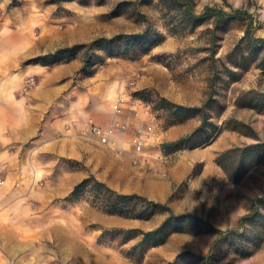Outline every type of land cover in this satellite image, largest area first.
<instances>
[{
  "label": "rangeland",
  "instance_id": "1",
  "mask_svg": "<svg viewBox=\"0 0 264 264\" xmlns=\"http://www.w3.org/2000/svg\"><path fill=\"white\" fill-rule=\"evenodd\" d=\"M193 1L197 11L216 4L226 10L241 7L251 17L227 23L208 19L190 26L180 16L182 8L177 10L165 0H7L0 2V16L16 12L20 26L31 35L70 32L67 42L59 47L146 27L157 30L156 44L134 58L109 55L106 45L95 44L89 49L93 57L85 69L83 50L45 64L44 73L69 59H78L80 67L69 81L70 97L80 96L84 107L89 108L84 112L86 118L93 117L100 127H106L112 119L109 106L116 96L121 94L129 100V104H123L121 115L128 127L112 145L98 143L90 126L66 132L68 123L55 125L52 139L64 142L68 140L66 134L75 135L96 153L91 151L89 164L56 156L46 166L51 173L57 172V182L66 171H79L84 176L93 173L118 191L167 202L176 213L191 212L217 228L234 232H197L184 224L162 243L145 247L138 257L130 252H135L132 246L140 235L127 238L119 229L154 227L166 213L157 212L149 218L109 213L91 190L84 189L76 198L58 199L51 209L40 210V217L25 220L24 248L20 242V254L11 264H264V210L243 225L238 222L251 198L264 188V157L237 182H230L212 161L206 162L207 156H216L234 145H264V53L248 48L242 38L249 20L255 34L264 36V0ZM29 77L32 83L23 89L25 92L37 83L36 74H28L23 84ZM161 97L200 106L199 111L187 116L197 124L204 118V127L186 145L203 138L210 141L198 153L202 158L199 161L195 150L185 146L179 151L181 157L194 159L187 180H171L167 193L151 194L134 185L137 181L140 187L149 186L157 192L162 189L158 180L169 178L167 166L174 158L157 155L158 144L166 138L165 129L181 117L180 112L160 108ZM62 101L68 100H57ZM143 104L150 114L142 118L152 125V131L146 134L142 148L151 155L142 159L131 156L124 144L131 141L139 120L134 107ZM50 160L45 157V162ZM196 174H202L200 181L195 180ZM146 205L141 200L136 208L146 211Z\"/></svg>",
  "mask_w": 264,
  "mask_h": 264
},
{
  "label": "crops",
  "instance_id": "2",
  "mask_svg": "<svg viewBox=\"0 0 264 264\" xmlns=\"http://www.w3.org/2000/svg\"><path fill=\"white\" fill-rule=\"evenodd\" d=\"M6 1L0 0L1 3ZM20 19L14 11L0 16V264H11L13 258H18L20 242L24 248L22 228L25 220L40 217V210L51 209L58 199H65L72 187L85 175L79 171H66L57 182V172L51 173L46 166L54 160L52 158L64 156L89 164L91 151L96 153L94 149L91 150L88 142L75 135L66 134L68 140L64 142L52 139L55 136V125L60 123H68L69 129H65L66 132H73L77 127L83 130L89 127L86 121L89 117L86 118L84 114L89 108L84 107L80 96L70 97L72 85L69 81L80 67L78 59H69L48 69L46 73L42 72L45 64L25 62L28 58L63 45L71 33L31 35L20 26ZM28 74H36L37 83L25 92L23 82ZM118 96L124 97L121 94ZM62 98L68 101L57 102ZM116 98L109 106L111 112ZM125 103L129 104V100L124 98L123 109ZM197 125L187 118L165 129L166 138L158 144L157 155L174 158L167 166L169 178L158 180L162 188L158 192L149 186H138L137 181L134 185L136 189L145 193L164 194L169 191L172 181L187 180L194 159L188 160L178 155L180 150L186 149L184 147L165 152L161 144L179 139ZM101 128L104 130L106 127ZM118 134L115 132L109 137L116 142ZM124 145H127L126 149L131 152V156L143 159L151 155L149 152L134 151L131 141ZM206 145L208 143L189 149L198 154ZM45 157L51 160L45 162ZM207 157L206 162L215 163V156ZM195 159L199 161L202 158L198 154ZM93 160L91 158L94 163ZM196 175L195 180L200 181L202 174Z\"/></svg>",
  "mask_w": 264,
  "mask_h": 264
},
{
  "label": "trees",
  "instance_id": "3",
  "mask_svg": "<svg viewBox=\"0 0 264 264\" xmlns=\"http://www.w3.org/2000/svg\"><path fill=\"white\" fill-rule=\"evenodd\" d=\"M174 4L173 8L180 9L181 18L190 26H195L205 20L213 19L215 22L227 23L236 18L245 19L251 17L247 10L241 7H233L231 10H226L223 6L216 4L205 5L201 10L197 11L194 8L193 0H165ZM248 48L264 53V36L255 34L252 28V21L249 20L244 29L242 36ZM159 40V32L151 30L148 27L137 32H121L115 33L111 36H100L89 43L78 42L65 47H58L53 51L40 54L25 60V62H40L42 64H52L62 60L64 54L74 55L79 50H83L85 54L84 62L86 65L92 61L89 49L97 45H106L109 55L124 56L134 58L148 51ZM103 57V56H102ZM100 56V58H102ZM262 65H264V58H262ZM138 92H135L137 94ZM160 108L173 110V113H179L177 121L181 122L187 118L191 112H197L200 106H186L177 102L170 101L164 97L160 98ZM188 113V114H187ZM205 119L203 118L200 123L188 134L180 137L177 140L163 142L161 144L165 152L174 151L179 148H193L196 146L208 143L209 138L200 139L192 144L186 142L192 140L195 136L200 134L204 127ZM264 145L259 143H251L244 145H234L223 149L218 152L214 158L215 163L224 171L230 182L239 181L247 171L264 157ZM84 189L91 190L98 204L109 213H116L127 217L149 218L157 212L166 213L160 223L148 229L140 228H120L123 231L124 237L131 238L140 235L139 239L133 244L135 252H130L135 255L141 256L145 247L149 245H156L162 243L166 236L176 230H179L184 224L189 225L191 229L197 232H234V230H222L214 226L209 220H205L199 215L191 212L176 213L170 204L164 201H158L148 198L137 192H123L118 191L107 184L105 181L97 178L93 173L84 176L78 181L70 190L68 196L77 197V195ZM146 201L148 210H141L136 208L137 202ZM264 210V188L260 195L251 198V204L247 211L239 216L238 222L243 225L246 220L255 216L259 211Z\"/></svg>",
  "mask_w": 264,
  "mask_h": 264
},
{
  "label": "built area",
  "instance_id": "4",
  "mask_svg": "<svg viewBox=\"0 0 264 264\" xmlns=\"http://www.w3.org/2000/svg\"><path fill=\"white\" fill-rule=\"evenodd\" d=\"M32 77H29L26 80V84L24 85V89L32 83ZM124 97L118 96L116 98V103L113 106V116L110 120L109 124L106 126L104 130L101 127L94 123L91 117L88 118V123L90 126V131L92 134L96 135L99 142L104 144L112 145L115 142L110 139V134L115 132H124L128 127V122L126 119L121 117L123 114L122 102ZM134 114L138 117V122L134 126L133 134L131 137V143L134 151L140 152L143 148V142L146 138V134L152 131V125L145 123L142 118L143 114H150V109L146 105H140V107H134Z\"/></svg>",
  "mask_w": 264,
  "mask_h": 264
}]
</instances>
